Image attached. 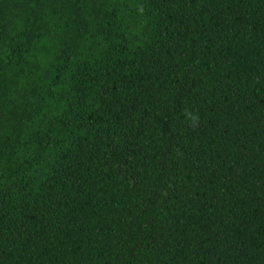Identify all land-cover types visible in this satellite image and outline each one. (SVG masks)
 I'll return each mask as SVG.
<instances>
[{"label": "trees", "instance_id": "16d2710c", "mask_svg": "<svg viewBox=\"0 0 264 264\" xmlns=\"http://www.w3.org/2000/svg\"><path fill=\"white\" fill-rule=\"evenodd\" d=\"M0 264H264V0H0Z\"/></svg>", "mask_w": 264, "mask_h": 264}, {"label": "clouds", "instance_id": "9594fccd", "mask_svg": "<svg viewBox=\"0 0 264 264\" xmlns=\"http://www.w3.org/2000/svg\"><path fill=\"white\" fill-rule=\"evenodd\" d=\"M185 116H186L187 120L191 121L192 127L198 126V123H199V116L198 115L186 110Z\"/></svg>", "mask_w": 264, "mask_h": 264}]
</instances>
